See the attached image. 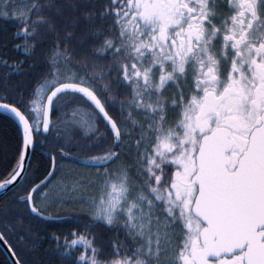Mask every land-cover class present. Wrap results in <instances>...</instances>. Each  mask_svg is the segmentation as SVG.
<instances>
[{"label":"snow or ice","instance_id":"obj_1","mask_svg":"<svg viewBox=\"0 0 264 264\" xmlns=\"http://www.w3.org/2000/svg\"><path fill=\"white\" fill-rule=\"evenodd\" d=\"M0 126V264H264V0H0Z\"/></svg>","mask_w":264,"mask_h":264},{"label":"trees","instance_id":"obj_2","mask_svg":"<svg viewBox=\"0 0 264 264\" xmlns=\"http://www.w3.org/2000/svg\"><path fill=\"white\" fill-rule=\"evenodd\" d=\"M13 136L14 133L12 129L0 126V166L8 162L4 159L5 152L7 151L4 145H8L10 149ZM9 156H10V152H9ZM6 260H8V257L5 254V252L0 248V261H6Z\"/></svg>","mask_w":264,"mask_h":264},{"label":"water","instance_id":"obj_3","mask_svg":"<svg viewBox=\"0 0 264 264\" xmlns=\"http://www.w3.org/2000/svg\"><path fill=\"white\" fill-rule=\"evenodd\" d=\"M3 251H4V249L3 248H1ZM5 252V251H4ZM5 254L7 255V253L5 252ZM7 257H8V255H7ZM9 259V258H8Z\"/></svg>","mask_w":264,"mask_h":264}]
</instances>
